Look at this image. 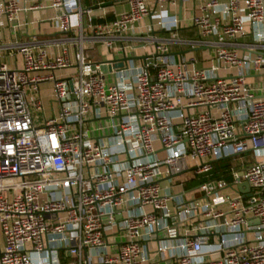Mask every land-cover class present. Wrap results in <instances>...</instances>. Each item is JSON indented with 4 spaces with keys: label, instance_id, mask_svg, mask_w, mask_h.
I'll list each match as a JSON object with an SVG mask.
<instances>
[{
    "label": "built area",
    "instance_id": "2783aa9c",
    "mask_svg": "<svg viewBox=\"0 0 264 264\" xmlns=\"http://www.w3.org/2000/svg\"><path fill=\"white\" fill-rule=\"evenodd\" d=\"M111 1L126 7L92 23L80 0H50L66 37L0 40V264H264V87L250 74L264 65V0H203L195 39L177 37L166 7L178 0ZM39 6L0 0V33ZM146 16L169 36H149L141 64L102 72L85 55L86 42L123 52ZM169 42L210 48L213 63ZM102 117L104 137L87 127ZM245 152L231 184L210 178L213 161ZM197 175L191 198L162 185ZM238 181L246 192H220Z\"/></svg>",
    "mask_w": 264,
    "mask_h": 264
},
{
    "label": "crops",
    "instance_id": "0c3cea01",
    "mask_svg": "<svg viewBox=\"0 0 264 264\" xmlns=\"http://www.w3.org/2000/svg\"><path fill=\"white\" fill-rule=\"evenodd\" d=\"M203 0H178L176 5L168 6L166 9L169 14H176V16L180 19V26L177 29V37L180 39H195L196 33L194 27L190 24L189 18L193 11L197 8V6ZM18 4H32L36 3L40 6L36 9L28 10L26 12H21L18 14V23L19 26L16 29H12L10 25H6L0 33V40L14 39L21 42H30V41H51L56 39H62L66 37L68 34L61 33L57 30L55 21L53 17L58 15L61 10L59 8H53L50 6V0H17ZM82 6L90 8V18L92 23L102 22L106 20H110L119 13L120 11L125 9V4L123 3H115L111 0H80ZM165 9V8H164ZM152 25L151 29H147L149 25ZM125 38L122 40V44L124 46V51L115 50L114 47L112 50H106L99 43H85L86 48L94 49L96 45V49L98 51L97 58L88 57L91 61H98L111 58L114 54L120 56L122 54L129 56H140L144 53L151 50L152 45L146 40L149 36H154L157 39L165 40L169 36V32L159 28L157 21L155 18L149 19L148 16L144 17L137 23L132 25L131 31L124 33ZM136 36V37H133ZM168 50L171 54L178 56L182 55L186 59L194 60L195 67H205L210 63H213L210 59V55L212 53L210 48L205 47H196L191 48L188 45L182 44L179 45L176 42L167 43ZM119 43H115V47H118ZM59 46H62L61 43H53L50 46V50L58 51ZM85 48V49H86ZM142 61L140 59H129L126 61L125 65L128 67H133L141 64ZM71 72L70 70L60 71L59 76H63L66 73ZM48 84H43L40 86L42 99H48ZM44 94V95H43ZM111 122V119L102 117L99 120H89L87 123V127L91 128L95 125L102 126L103 129L100 130L102 134L99 136L104 137V135L108 134V125ZM159 154V153H158ZM230 158V166L229 170L233 169L236 171H240L248 162L253 160V156L251 152H245L235 156H229ZM223 159V158H221ZM216 161V160H215ZM213 161V162H215ZM229 172V171H228ZM197 176L190 177V179H197ZM222 177V176H219ZM182 177H177L168 183H162V185H170L171 188H177L175 191H184V198H191L193 195L191 192H186L188 189H183L182 184L184 185L186 181L181 179ZM223 178L228 184L232 183V176L230 172L228 173V179L226 176ZM179 183V185H178ZM198 184V183H197ZM195 186V185H194ZM192 186V187H194ZM171 191H173L171 189ZM173 191V192H175ZM238 191L236 185L230 186L222 189L221 193L232 194L233 192Z\"/></svg>",
    "mask_w": 264,
    "mask_h": 264
},
{
    "label": "water",
    "instance_id": "95a60500",
    "mask_svg": "<svg viewBox=\"0 0 264 264\" xmlns=\"http://www.w3.org/2000/svg\"><path fill=\"white\" fill-rule=\"evenodd\" d=\"M145 58V55H140V56H129L122 54L120 56H117V54H114L111 58L109 59H104L100 61L99 69L102 72H106V70H109L111 68H119L121 67L127 60L129 59H140L143 60ZM260 74H264V65L260 68L259 70ZM236 187L238 191L240 192H246L248 187L244 182L238 181L236 183Z\"/></svg>",
    "mask_w": 264,
    "mask_h": 264
},
{
    "label": "rangeland",
    "instance_id": "374dc122",
    "mask_svg": "<svg viewBox=\"0 0 264 264\" xmlns=\"http://www.w3.org/2000/svg\"><path fill=\"white\" fill-rule=\"evenodd\" d=\"M243 39H245V38H243ZM84 53H85V55L87 56V57H92V58H97V56H98V51H97V49H96V45H95V47H94V49L92 48V49H90V48H86L85 50H84ZM97 55V56H96ZM60 74V73H59ZM251 75H254L253 77H252V81L253 82H255V85L256 86H258V87H260V88H263L264 87V75L263 74H257V75H255L254 73H250ZM258 91L256 90V93H257ZM44 95V94H43ZM29 103V108H30V110H31V114H32V116H33V119H34V121L35 122H37V117L39 116V114L37 113V112H35L34 110H33V107H32V104L30 103V102H28ZM43 103H44V106L46 107V99H43ZM193 112H195V109H194V111ZM100 133V135L102 134V132H100V131H98V134ZM162 183L164 184V183H168V180H164V181H162ZM182 186V188L184 189L185 187H184V185L182 184L181 185ZM173 191H175V190H177V188H174V187H172L171 188ZM113 241L114 242H120V241H123V237L122 236H118V235H114L113 236Z\"/></svg>",
    "mask_w": 264,
    "mask_h": 264
},
{
    "label": "trees",
    "instance_id": "16d2710c",
    "mask_svg": "<svg viewBox=\"0 0 264 264\" xmlns=\"http://www.w3.org/2000/svg\"><path fill=\"white\" fill-rule=\"evenodd\" d=\"M230 158L229 157H225L223 159H218L215 162H212L211 165V170L209 171V176L210 178H216L219 176H226V178L228 179V171H229V166H230ZM199 178L197 179H189L188 181H186V183L184 184L185 189L190 188L194 185H196L197 183L201 182L202 180H204V178L199 175Z\"/></svg>",
    "mask_w": 264,
    "mask_h": 264
}]
</instances>
